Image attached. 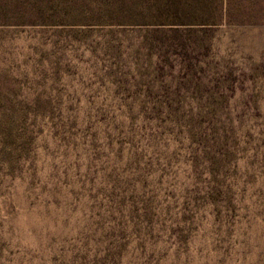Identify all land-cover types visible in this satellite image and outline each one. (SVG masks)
<instances>
[{
  "label": "rangeland",
  "instance_id": "1",
  "mask_svg": "<svg viewBox=\"0 0 264 264\" xmlns=\"http://www.w3.org/2000/svg\"><path fill=\"white\" fill-rule=\"evenodd\" d=\"M180 3L0 24V264H264V0Z\"/></svg>",
  "mask_w": 264,
  "mask_h": 264
},
{
  "label": "trees",
  "instance_id": "2",
  "mask_svg": "<svg viewBox=\"0 0 264 264\" xmlns=\"http://www.w3.org/2000/svg\"><path fill=\"white\" fill-rule=\"evenodd\" d=\"M147 1H153L155 11H143L141 0H0V24L34 21L42 24L77 21L165 24V20L184 22L191 17V12L186 10L187 4L180 3L181 0Z\"/></svg>",
  "mask_w": 264,
  "mask_h": 264
}]
</instances>
